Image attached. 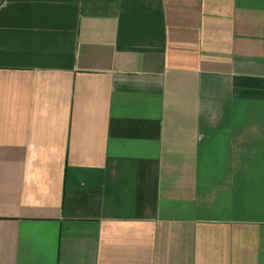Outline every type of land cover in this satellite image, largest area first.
<instances>
[{
	"label": "crops",
	"instance_id": "0c3cea01",
	"mask_svg": "<svg viewBox=\"0 0 264 264\" xmlns=\"http://www.w3.org/2000/svg\"><path fill=\"white\" fill-rule=\"evenodd\" d=\"M0 264H264V0H0Z\"/></svg>",
	"mask_w": 264,
	"mask_h": 264
}]
</instances>
